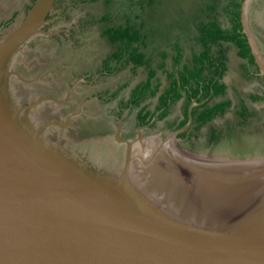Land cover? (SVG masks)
Returning <instances> with one entry per match:
<instances>
[{
  "label": "water",
  "instance_id": "water-1",
  "mask_svg": "<svg viewBox=\"0 0 264 264\" xmlns=\"http://www.w3.org/2000/svg\"><path fill=\"white\" fill-rule=\"evenodd\" d=\"M55 1L35 0L0 39V264H264V160L172 153L168 139H142L144 127L123 139L120 120L113 135L87 141L103 161L95 165L85 146L66 139L81 111L37 116L47 104L65 107L72 90L59 99L25 94L27 104L10 93L11 77L28 87L45 76L28 80L12 65L34 37L50 36L42 27ZM242 26L264 76L243 19ZM191 106L185 127L170 137L191 125ZM144 147L162 170L134 164ZM197 162L243 170H201Z\"/></svg>",
  "mask_w": 264,
  "mask_h": 264
},
{
  "label": "rangeland",
  "instance_id": "rangeland-1",
  "mask_svg": "<svg viewBox=\"0 0 264 264\" xmlns=\"http://www.w3.org/2000/svg\"><path fill=\"white\" fill-rule=\"evenodd\" d=\"M31 1L1 0L0 19L9 16V10H19L18 6H20V3L22 8L24 6L23 3L26 2L30 5ZM57 1L59 2L57 12L58 6L67 5L69 8L67 9L69 22L72 21L73 25L77 26L80 22L83 23L82 19L87 15L88 21L86 23H92V26L82 27L81 32L75 33L74 38L70 36V39L68 37H58L48 40L42 36L34 37L32 40H35L37 51L30 52L26 57H17L12 68L17 74L28 80L38 78L45 72L50 74V71L54 69L53 74L56 75L51 74L46 78L44 76L36 82L42 80L45 84L51 83L52 85L53 81L58 77L64 78L62 88L57 94L59 98L66 92L65 81L71 77L73 71L79 75L88 73L89 76L97 80L93 87V93H91L90 88L85 87V84L79 86L82 95L81 100H75V102L77 101L75 106L92 94H95V98L90 102H84L87 106L82 105L79 109L81 111L80 115L75 119L77 122L73 126L78 129L77 132L79 134L77 137H74L75 135L71 136L72 140L70 141L85 146L83 154H87L95 165H102L103 161H100L98 155L95 154L97 150L90 149L91 147L86 144L91 141L90 139L95 140L105 135H113L110 129H116L117 127V122H119L117 116L118 112L121 111L122 101L128 103L132 89L143 83L147 77L145 67L133 72L131 65L112 74L100 73L96 77V72L103 69V60L113 52V47L102 34L103 29L126 24L135 27L139 30L140 35L146 38L144 42L147 45L142 47L141 50L146 52L151 59V66L157 69L164 61V69H159L156 76L161 83L159 92L142 105L147 110L154 111L158 104V96L170 85L165 70L167 72L172 70L173 56L178 52L177 47L182 49V63L184 61L190 62L191 55L200 49L198 45L194 44L197 34L195 24L205 23L209 17L207 3H211V0H111V3L107 6L103 0ZM241 17L251 33L256 32L257 35L264 36V0H243ZM69 22L66 24L68 25ZM61 25L62 22L53 23L50 26V31L58 29ZM14 26L3 30L2 35L5 36ZM50 31L46 32L50 33ZM30 42L27 43L26 48L28 49L29 45H31ZM22 49L24 50V48ZM25 51L23 55H25ZM163 55L166 58H163ZM237 80H240V78L236 77L234 73L224 78L228 85L231 82L236 91L230 89V92H228V96L233 101L232 108H229L223 116L217 117L212 122L215 131L223 134L221 138L211 142L209 132L213 127L208 126L209 124L197 134L190 133L193 129L191 126L181 130V133L185 132L186 136L189 137V141L192 135L195 136L192 143L187 142V137L185 139L178 135L175 138L170 137L184 118L181 101H178L170 108L168 118L157 121L151 127L145 126L141 130V138H155V142H157L158 138L163 141L168 139L166 142L169 143L168 146L172 153L178 152L186 156L218 159L228 162L264 160V104L252 106L248 98L249 93L258 84L256 85L255 82L246 84V89H244L242 87L244 83L238 84ZM10 81V93H13L15 98H21L20 104H27L26 100L29 97L25 96L23 92V84L15 77H11ZM45 89L43 83L36 84L34 91L29 96L38 97ZM116 90L118 92L112 98L111 94ZM100 94L102 95L101 99L97 96ZM242 99L251 109H255L254 111L252 110L251 114L254 118L251 120L242 119L236 113V111L241 109ZM214 102L211 101L212 104ZM194 104L195 102H192L193 106ZM44 106H48V104ZM139 110L140 108H132L131 110L129 108V110L123 111L124 116L121 120L123 121L121 123L123 135L121 137L123 139H132L137 136L140 127L136 116ZM83 113L85 115H82ZM97 124L101 125V127L105 126L109 133L103 131V128H98ZM171 124L175 127H172ZM98 159L99 161H97ZM145 159L147 161H145L146 164L151 167H156V165L160 164L157 162L158 160L154 161V159L152 160L148 157ZM190 162L193 163L192 161ZM230 166L227 165V171L235 170L234 167L230 168ZM198 168L203 170L202 166H198ZM186 175L192 178L191 173H186Z\"/></svg>",
  "mask_w": 264,
  "mask_h": 264
},
{
  "label": "trees",
  "instance_id": "trees-1",
  "mask_svg": "<svg viewBox=\"0 0 264 264\" xmlns=\"http://www.w3.org/2000/svg\"><path fill=\"white\" fill-rule=\"evenodd\" d=\"M97 1V0H92ZM105 5L111 0H103ZM243 0H211L208 5V15L205 23L196 26L195 44L200 49L192 54L191 65L184 64L182 49L173 56V66L170 72L165 70L170 85L158 96V104L154 111H149L141 106L145 101L156 96L161 83L157 76L158 70L164 69V61L157 69L151 66V59L142 47H146V39L135 27L126 24L104 28L103 36L113 47L111 55L103 60V67L109 71H120L131 65V70L136 72L145 67L146 80L134 87L130 94L128 104L131 108H139L137 121L140 126L148 125L153 119L152 126L157 122L168 118L170 108L183 99L184 118L175 130L183 128L188 122V108L192 102L196 103L190 109L191 127L190 133H199L200 130L217 116H223L230 108L232 101L225 99L227 91L222 79L227 69V52L230 46L237 49L240 58L246 61L247 66L258 71V66L251 53L244 33H242L241 6ZM229 44V45H228ZM163 58L166 56L163 55ZM251 77V76H248ZM212 100H218L211 105ZM251 103L264 100V95H249ZM241 109L238 111L242 117L252 115L246 104L241 101ZM172 127L173 124H171ZM189 126V127H190ZM189 133V134H190ZM178 136L187 137L185 132ZM193 136V135H192ZM211 142L220 138L213 128L210 130Z\"/></svg>",
  "mask_w": 264,
  "mask_h": 264
},
{
  "label": "flooded vegetation",
  "instance_id": "flooded-vegetation-1",
  "mask_svg": "<svg viewBox=\"0 0 264 264\" xmlns=\"http://www.w3.org/2000/svg\"><path fill=\"white\" fill-rule=\"evenodd\" d=\"M1 1V0H0ZM34 1L35 0H32L31 1V4L30 5H28V3H23V7L21 8L20 6H21V3H20V6H18V9L19 10H16V9H13V10H9L8 11V13L10 12V15L9 16H5L4 18H2V19H0V39L3 37V35H2V31L3 30H6V29H8V28H10V27H12V26H14L15 24H17V23H20L23 19H24V17H25V15H26V13L28 12V10L32 7V5H33V3H34ZM59 4V2L56 0L55 1V3H54V9H53V11L49 14V15H47V17H46V24H44V26L42 27V30H43V32H45V33H49V32H46V31H50V26L53 24V23H55V22H62V25L58 28V29H55V30H53V31H50V36H42L43 38H46V39H48V40H52V39H56V38H58V37H68L69 39H70V36H71V38H74V35H75V33H77V32H81V30L83 29V28H85V26H92V23H86L88 20H87V15H85L84 17H83V19H82V22L83 23H79L77 26H75V25H73L74 23L71 21V22H69V13L67 12V9H69L68 7H67V5L66 6H58V12H57V5ZM24 16V17H23ZM21 17V18H20ZM22 19V20H21ZM19 20H21L20 22H19ZM67 22H69V24L67 25L66 23ZM83 27V28H82ZM68 39V40H69ZM37 40H39V39H37ZM261 41L262 42H264V40H262L261 39ZM31 45H29V49H26V51H25V57L30 53V52H36L37 51V49H36V43H35V40H31ZM58 46H60V45H58ZM259 46H260V43H259ZM264 44L262 43L261 44V46H260V48H262L263 49V52H264ZM20 58V57H19ZM58 70H60L59 68H58ZM58 70H56V71H58ZM53 71H54V69H52L51 71H50V74L49 73H44L43 75H45V78L47 77V76H49V75H51V74H53ZM84 73V72H83ZM82 73V74H83ZM90 73V72H89ZM92 73H94V72H92ZM97 74H96V77L100 74V73H102V74H112V73H114V72H112V71H109L108 69H105L104 67H103V69L102 70H98L97 72H96ZM53 75H56V74H53ZM63 79L64 78H60V77H58L56 80H54L53 81V84L51 85V83L50 84H45L44 83V81H39V82H36V81H34V83H32L30 86H28V87H25L24 86V94H28L29 93V95L31 96V92H33L34 91V87L36 86V84H39V83H43V87L44 88H46L45 90H44V92H42L40 95L42 96H50V97H52V98H55V99H59V97H58V92L60 91V89L62 88V85H63V83H64V81H63ZM88 80V81H87ZM97 82V80L95 79V78H92V76H89V74L88 73H86V74H84V75H79V74H76L75 73V71H73V73L71 74V77H69V78H67V80L65 81V84H66V86H67V88H66V92L68 91V89H70V90H72L71 91V94H70V97H69V100L67 101V103L65 104V107H63V108H61V109H59V110H56V111H54V109H53V107H49V106H44L43 108H41L40 109V111L38 112V117H39V119L40 120H42V121H45L48 117H52V116H55V117H57V118H61L62 116H67L68 114H71V113H75V112H79V109L82 107V105L84 106L85 104H84V102H90L91 100H93L94 98H95V94H92V95H90L89 97H87L86 99H84V100H82V101H80V103L77 105V106H75V103L78 101V100H81V89H80V85H82V84H85V87H88V88H90L91 90V93H93V87H94V85H95V83ZM46 85H48L47 87H46ZM126 87V86H125ZM66 92H64V94L66 93ZM116 92H118L117 90L116 91H114L112 94H111V96H112V98L116 95ZM17 93H19V92H17ZM108 94V93H107ZM29 96V97H30ZM100 99H101V97H102V95L100 94V95H97ZM226 96H227V94H226ZM60 98H62V97H60ZM98 98V99H99ZM109 98V97H108ZM226 98V97H225ZM20 99V101H21V98H19ZM75 100H77L76 102H75ZM129 100H130V98H129ZM230 100H231V98H230ZM212 101H215V100H212ZM232 101V100H231ZM26 102H28V100L26 101ZM129 102V101H128ZM210 104H212L211 102H210ZM215 104V103H214ZM233 104V103H232ZM246 104V106L249 108V109H251L248 105H247V103H245ZM252 104V103H251ZM143 105V104H142ZM141 105V106H142ZM192 105V104H191ZM85 106H87V105H85ZM121 106H122V108H121V111L120 112H118V120L120 121V120H122V118H123V111L124 110H129V108H130V110L132 109L131 108V106L128 104V103H126L125 101H122V104H121ZM140 106V107H141ZM139 107V108H140ZM193 106H191V108H192ZM82 115H85L84 113L82 114ZM217 117H219V116H217ZM216 117V118H217ZM215 118V119H216ZM215 119H213L211 122H209L208 124H206L205 126H211V127H213L212 126V122L215 120ZM121 122H123V121H121ZM138 122V121H137ZM152 122H153V120L148 124V125H145V126H152ZM97 126H98V128H103V131H106V132H108L109 133V130L108 129H106V127L105 126H103V127H101V125H98L97 124ZM119 126V122H117V127ZM138 126L141 128V127H145V126H140L139 124H138ZM205 126L203 127V128H205ZM116 127V128H117ZM185 127V126H184ZM202 128V129H203ZM181 129V128H180ZM201 129V130H202ZM77 128H75V127H72V128H68L67 130H66V139H71L72 140V138H71V136H73V135H75L74 137H77V135L79 134L78 132H77ZM179 130V129H178ZM200 130V131H201ZM110 131H112L113 133H115V131H116V129H113V128H111L110 129ZM218 134H220V138L222 137V135L223 134H221V133H218ZM121 135H122V129H121ZM105 136H108V135H105ZM123 136V135H122ZM194 138H195V136H192L191 137V140L189 141L188 139H189V137H187V142H189V143H192V142H194L193 140H194ZM184 139H185V137H184Z\"/></svg>",
  "mask_w": 264,
  "mask_h": 264
},
{
  "label": "crops",
  "instance_id": "crops-1",
  "mask_svg": "<svg viewBox=\"0 0 264 264\" xmlns=\"http://www.w3.org/2000/svg\"><path fill=\"white\" fill-rule=\"evenodd\" d=\"M241 23H242V17H241ZM247 29H248V27H247ZM248 32H249V35H250V38H251V40H252V42L257 46V50H258V52H259V55H260V58L263 60V62H264V52H263V49L262 48H260V46H261V44L263 43L264 44V42H262L261 41V39L262 40H264V36H262V35H257L256 34V32H253V33H251L250 31H249V29H248ZM242 33H244L245 34V36H246V39H247V43H248V45H249V47H250V49H251V46H250V43H249V40H248V38H247V35H246V33H245V31H244V27L242 26ZM194 41V40H193ZM259 43H260V46H259ZM194 44H195V41H194ZM196 45V44H195ZM229 45V44H228ZM229 49H228V52H227V63H226V65H227V69H226V72H225V74H224V76H223V79H222V81H223V83L226 85V91H227V96H226V98L225 99H230V97L228 96V92H230V89H233L234 91H236L235 89H234V86L231 84V82H230V84L228 85L225 81H224V78H226V77H228L229 75H231L232 73H234V75L237 77L238 76V78H240V80H237V83L238 84H240L241 82L242 83H244L243 85H242V87L244 88V89H246V84H250V83H252V82H255L256 83V85H257V87L256 88H254V89H252V92H250L249 93V95H251V94H257V95H259V96H262V95H264V76L263 75H261V73H260V70H258V71H254L253 69H251L250 67H248L247 66V63H246V61L245 60H243L242 58H240L239 56H238V54H237V49L235 48V47H233V46H230L229 45ZM251 53H252V50H251ZM253 55V54H252ZM191 57H192V55H191ZM253 57H254V55H253ZM255 59V58H254ZM256 63V62H255ZM184 64H190L191 65V59H190V62L188 61V62H186V61H184ZM259 69V68H258ZM248 76H251V77H248ZM244 91V90H243ZM249 95H248V98H249ZM181 102H182V105H183V99H181L180 100ZM218 101V100H217ZM216 100H215V102L214 103H216L217 102ZM242 101H243V99H242ZM250 101V100H249ZM244 102V101H243ZM264 102V100L263 101H259V102H255V103H252V106H256V105H258L259 104V106L262 104H264L263 103ZM213 103V104H214ZM232 103H233V101H232ZM245 103V102H244ZM213 104H211V105H213ZM194 106H196V103L194 104ZM232 108V104H231V106H230V109ZM241 108V107H240ZM182 109H183V107H182ZM249 109V108H248ZM252 110L254 111L255 109L254 108H252V109H249V112L250 113H252ZM227 112V111H226ZM236 113H237V115L238 116H241V115H239V113H238V111H236ZM219 117H221V116H219ZM240 118H242V119H248V120H251L252 118H254L253 117V115L252 116H249V117H240ZM213 129H214V127H213ZM210 130V129H209ZM215 130V129H214ZM217 133H221V132H217ZM209 134H210V132H209Z\"/></svg>",
  "mask_w": 264,
  "mask_h": 264
},
{
  "label": "bare ground",
  "instance_id": "bare-ground-1",
  "mask_svg": "<svg viewBox=\"0 0 264 264\" xmlns=\"http://www.w3.org/2000/svg\"><path fill=\"white\" fill-rule=\"evenodd\" d=\"M146 144V143H145ZM144 144V145H145ZM156 144L157 143H155V146H156ZM149 146H152V144H149L148 146H146V147H149ZM154 146V145H153ZM161 148V147H160ZM161 150L162 151H166L167 152V150H168V147H162L161 148ZM113 152L114 151H111L110 153H109V157L110 158H114L115 157V155L113 154ZM142 152H144V155L145 156H147L148 157V154H146L147 152L145 151V147L144 148H140V152H139V155L142 153ZM135 153V155H133V158H134V164L136 165V166H144L142 163H143V161H144V163H145V161H146V159H144L143 161L141 160V161H139L138 163L136 162V160L138 161L139 160V155H138V157L136 156V153H138L137 151L136 152H134ZM185 159H188L189 160V158H186L185 157ZM157 160H158V158H157ZM154 161H156V160H154ZM190 161H192L193 162V164L196 162L195 160H193V159H190ZM147 162V161H146ZM159 162V161H158ZM205 163V162H204ZM203 162H197L196 164H198L197 166H202L203 168H207V170H210V169H213V168H215V167H218V168H220V169H222V170H225L224 172H227L228 173V171L226 170V167H225V165H210V164H204ZM156 165V164H155ZM157 166V165H156ZM159 170H162V168H161V164H159ZM144 168V167H143ZM228 169V168H227ZM239 169V168H238ZM238 169H235L236 171H238ZM204 170V169H203ZM243 169H239V171H242ZM152 172H154V170L152 171ZM159 172H161V171H159ZM220 172H222V171H219V172H216L215 173V176L214 177H216L218 174L217 173H220ZM221 174H223V173H221ZM192 176V178L194 177L193 175H191ZM196 179H199V178H196ZM213 180H216L215 178L213 179ZM215 185L218 183H216V182H213ZM202 186V185H201ZM200 188V187H199ZM201 189V188H200ZM212 204H213V207L215 208V207H218V203H216L215 201H213L212 202Z\"/></svg>",
  "mask_w": 264,
  "mask_h": 264
}]
</instances>
